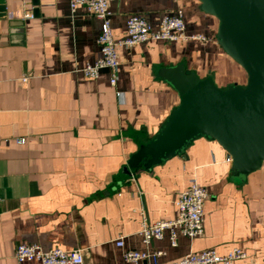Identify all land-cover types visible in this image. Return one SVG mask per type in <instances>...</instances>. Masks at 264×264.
<instances>
[{
    "label": "crops",
    "instance_id": "crops-1",
    "mask_svg": "<svg viewBox=\"0 0 264 264\" xmlns=\"http://www.w3.org/2000/svg\"><path fill=\"white\" fill-rule=\"evenodd\" d=\"M69 3L0 0V264H41L18 263L21 244L81 249L85 264H130L126 250L164 251L160 263L168 264L234 248L248 255L239 264H264V164L238 181L225 149L202 137L186 156L125 172L180 103L160 69L184 64L222 89L246 84L244 70L217 42L218 20L196 0L112 1L115 38L125 36L132 15L156 27L180 9L187 33L205 38L121 50L113 87L110 70L97 80L83 75L101 56V21L85 7L72 14ZM29 12L34 19L23 18ZM193 177L208 193L204 236H179L177 247L168 236L143 244V221L174 219Z\"/></svg>",
    "mask_w": 264,
    "mask_h": 264
},
{
    "label": "water",
    "instance_id": "water-1",
    "mask_svg": "<svg viewBox=\"0 0 264 264\" xmlns=\"http://www.w3.org/2000/svg\"><path fill=\"white\" fill-rule=\"evenodd\" d=\"M196 1L218 20L217 42L244 70L247 82L222 89L184 64L160 69L159 76L178 93L180 103L153 141L129 160L128 174L186 156L187 148L202 137L225 149L238 181L264 164V0Z\"/></svg>",
    "mask_w": 264,
    "mask_h": 264
},
{
    "label": "built area",
    "instance_id": "built-area-1",
    "mask_svg": "<svg viewBox=\"0 0 264 264\" xmlns=\"http://www.w3.org/2000/svg\"><path fill=\"white\" fill-rule=\"evenodd\" d=\"M114 0H70V10L74 14L79 7H85L89 14L101 21V33L97 40L101 56L94 62H87L82 69L83 75L91 80H97L103 70L111 71L110 83L116 86L118 72L121 65L119 52L128 51L148 42H167L173 44L185 43L191 40H205L202 36L189 35L185 22V13L178 10L175 14L165 15L158 26H153L140 15H132L126 24V34L122 38H115L112 29V12L110 3ZM26 20L34 19L35 14L29 12L23 15ZM28 81V78H23ZM25 143V140H19ZM232 162V158L227 159ZM208 198L207 190L199 183L196 177L191 178L189 187L181 193L176 202L177 215L172 220H160L155 223L143 221L138 232L143 244L149 246L153 241H160L169 237L172 247L178 246L179 236L191 240L201 238L205 234V203ZM119 248L125 246L124 238L116 241ZM164 251H134L126 250L123 258L127 263L161 264ZM248 255L240 248L232 249L228 254L221 256L213 250L201 253H190L178 262L168 264H239ZM14 259L18 263L38 261L41 264H85L84 250H64L54 248L44 250L38 244H21L15 249Z\"/></svg>",
    "mask_w": 264,
    "mask_h": 264
}]
</instances>
